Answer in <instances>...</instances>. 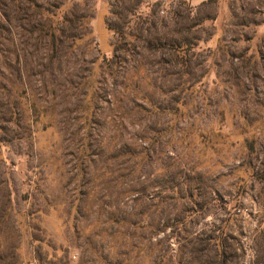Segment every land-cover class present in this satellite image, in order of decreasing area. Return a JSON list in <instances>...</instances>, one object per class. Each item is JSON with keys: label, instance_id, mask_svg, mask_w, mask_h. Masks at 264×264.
<instances>
[{"label": "rangeland", "instance_id": "1", "mask_svg": "<svg viewBox=\"0 0 264 264\" xmlns=\"http://www.w3.org/2000/svg\"><path fill=\"white\" fill-rule=\"evenodd\" d=\"M20 1L74 37L59 66L26 70L9 100L0 89V264H204L222 243L252 264L264 248V0ZM28 23L12 16V43ZM164 37L180 47L144 48ZM120 59L124 78L108 77ZM135 84L145 105L184 89L187 108L124 127ZM125 144L143 155L128 160Z\"/></svg>", "mask_w": 264, "mask_h": 264}, {"label": "trees", "instance_id": "2", "mask_svg": "<svg viewBox=\"0 0 264 264\" xmlns=\"http://www.w3.org/2000/svg\"><path fill=\"white\" fill-rule=\"evenodd\" d=\"M31 3L32 7H30ZM49 14V11L43 10L38 2H29V4H26L25 6V3L20 0H0V89L8 92V100L10 97L13 98V95L11 96V91L13 90L15 83L26 87L25 76L28 74L26 70L31 72L36 67H41L45 70L48 68L51 69L55 65V62L58 63L57 66H59V62L64 59L62 55H56L62 50L64 46H66L65 44L68 42V40L74 36L67 35L68 30H66L64 25L61 23H55L54 21H51ZM12 16L13 19L19 23L29 19L27 26L24 24L16 25V29L18 28V31L20 30V32L16 33V35L19 37V42L17 44L12 43V40L9 38L11 34H14L12 32L13 29L11 26ZM82 18L84 19L85 17L82 16ZM62 20V23H70V19L66 17H64ZM8 43H11L13 51L16 52L15 60L7 57L12 53H10ZM126 45L127 48H135V45L130 42H127ZM29 47L34 48L36 52H42L43 57L40 59L38 58V60L36 59L35 61L33 59H29L28 56H31V53L26 52V54H24L25 49ZM159 47H162V49H173L179 48L180 44L177 41H173L172 39H167L164 37L154 38L153 41L149 40L146 46H144L147 51L156 50ZM117 51L118 50L116 47L115 52ZM49 53H51V55H49ZM126 61L127 60L120 59L119 63L112 61L109 62L108 65H105L107 69V76L112 79H118V77L124 78L125 72L121 71L124 70ZM16 67L18 72L17 80H14L12 77V71L16 69ZM50 75L53 76L51 73ZM130 88H132L130 94H128L124 100L120 102V107L123 113L131 117L126 122H124V127L127 125L137 126L138 124H134L135 121L136 123H139L141 119L144 118V115L147 117L154 116V118H157L158 116L160 117L166 113L182 115L183 112L181 111V108L183 110L187 108L188 105V103L185 102V99L187 98L186 92L184 89L181 90V88L178 89L179 93L177 96H173L168 100L166 106H161L158 101L154 99H148L146 105L142 104L136 98V93L139 91V86L135 84L133 87L131 85ZM23 91H25V89H23ZM159 91L160 94L163 95H167V93L169 94L171 92V90L164 91L162 88H159ZM111 97H115V95H111ZM138 127H141V125ZM151 127H146V131L154 129L153 126ZM146 131L141 130L138 134L146 135ZM138 139L141 140V138ZM123 150L124 153H127V159L129 160L142 156L144 148L139 145V148L134 147L133 149H130L127 148V144H125L122 147V151ZM150 206L155 207L156 205L154 206L153 203L145 205L146 208ZM154 228H156L155 231H159L158 225L154 226ZM211 239L212 238H208V241ZM255 240L256 243L258 241H260V243H264V235H259ZM260 249L263 250L264 248L258 247L257 250H254V260L252 264H264V255L260 253ZM227 251L228 248L226 245H223V243L220 244L219 247L216 246L214 250L215 261L209 262L206 260L204 264H237L239 262V255L236 256L235 254L233 258H229Z\"/></svg>", "mask_w": 264, "mask_h": 264}]
</instances>
